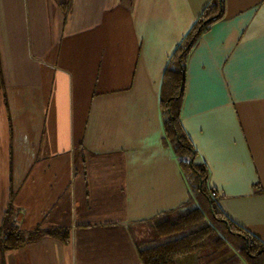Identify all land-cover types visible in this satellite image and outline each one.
<instances>
[{"label":"crops","instance_id":"crops-1","mask_svg":"<svg viewBox=\"0 0 264 264\" xmlns=\"http://www.w3.org/2000/svg\"><path fill=\"white\" fill-rule=\"evenodd\" d=\"M208 1L0 0V222L41 233L0 264H141L131 226L189 200L159 90ZM185 66L194 161L264 242V0H224Z\"/></svg>","mask_w":264,"mask_h":264},{"label":"trees","instance_id":"trees-1","mask_svg":"<svg viewBox=\"0 0 264 264\" xmlns=\"http://www.w3.org/2000/svg\"><path fill=\"white\" fill-rule=\"evenodd\" d=\"M224 15V0H209L168 56L160 84L159 101L165 141L178 158L189 200L175 216L151 226L147 237L135 238L141 264H176L184 254L196 253L199 264H264V242L228 218L217 203V192L208 183L204 163L184 129L180 109L184 96L187 55L198 37ZM46 234L68 239L66 228ZM37 231H23L13 219L11 203L0 222V248L12 249L36 240Z\"/></svg>","mask_w":264,"mask_h":264},{"label":"rangeland","instance_id":"rangeland-1","mask_svg":"<svg viewBox=\"0 0 264 264\" xmlns=\"http://www.w3.org/2000/svg\"><path fill=\"white\" fill-rule=\"evenodd\" d=\"M175 213H176L175 211L166 213L165 215L159 216L153 220L144 221L136 225H132L131 226L132 235L137 239L142 238V237H147L149 235L151 226L154 223L164 218L165 219L173 218L175 216ZM197 256L198 254L196 253H189V254L181 255L176 259V264H199ZM240 264H243V260L240 261Z\"/></svg>","mask_w":264,"mask_h":264}]
</instances>
